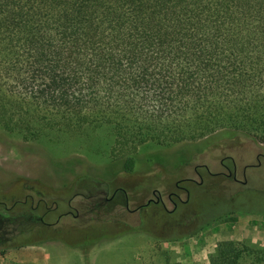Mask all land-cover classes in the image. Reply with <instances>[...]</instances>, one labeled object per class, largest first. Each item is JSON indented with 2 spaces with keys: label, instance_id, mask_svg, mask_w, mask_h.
Masks as SVG:
<instances>
[{
  "label": "trees",
  "instance_id": "16d2710c",
  "mask_svg": "<svg viewBox=\"0 0 264 264\" xmlns=\"http://www.w3.org/2000/svg\"><path fill=\"white\" fill-rule=\"evenodd\" d=\"M8 123L29 140L109 124L112 172L91 178L106 189L118 173L148 169L153 158L136 152L147 140L197 141L221 129L264 136V0H0V126ZM27 202L2 203L0 246L20 234L99 238L87 240L86 227L21 220L42 213ZM211 264H264V248L221 243Z\"/></svg>",
  "mask_w": 264,
  "mask_h": 264
},
{
  "label": "rangeland",
  "instance_id": "374dc122",
  "mask_svg": "<svg viewBox=\"0 0 264 264\" xmlns=\"http://www.w3.org/2000/svg\"><path fill=\"white\" fill-rule=\"evenodd\" d=\"M3 92L7 94L6 100L15 102V96ZM230 104L227 103L226 110L233 114V104ZM258 115L256 111L254 117ZM2 122L7 120L2 119ZM8 125L10 127L6 129L0 126V201L9 207L15 200L22 201L26 194L33 195L36 200L34 191L39 189L58 201L46 221L54 220L59 213L77 209L79 218L74 219L68 214L61 224L80 228L92 224L85 228L87 240L98 236L94 241L114 239L115 246L111 245L106 252L104 264H118L121 248L130 255L135 251L136 264H165L175 255V249L164 245L165 242L183 240L186 250L190 239L199 231L205 232L222 222L227 213L264 210V136L221 129L197 141L165 145L147 140L138 145L136 152L142 158H153L148 169L142 173H118L115 182L126 189L129 208L153 197L151 189L156 188L169 211L160 203H150L145 208L147 212H128L123 205L122 193H117L107 204V211L85 215L79 208L81 196L74 195L92 190L95 182L91 178L101 181L111 175L115 136L110 125L92 123L77 129H46L30 140L21 135V128L12 123ZM233 164L236 165V180L232 177ZM214 172L227 175L211 174ZM187 177L194 181L179 184L188 189V195L184 189L175 186L177 180ZM113 188V185L109 187V194ZM169 191L177 192L180 197L172 211V203L166 196ZM29 201L30 198L28 204ZM3 207L0 202V208ZM38 212H42V208ZM150 237L153 239L151 247L148 245ZM33 239L17 235L0 246V255L5 254L8 259L10 252L14 253L22 243ZM120 243L124 245L121 247ZM210 259L211 256L208 261Z\"/></svg>",
  "mask_w": 264,
  "mask_h": 264
},
{
  "label": "crops",
  "instance_id": "0c3cea01",
  "mask_svg": "<svg viewBox=\"0 0 264 264\" xmlns=\"http://www.w3.org/2000/svg\"><path fill=\"white\" fill-rule=\"evenodd\" d=\"M113 240L77 245L60 239H33L22 243L14 253L10 252L8 259L5 254H1L0 264H104L102 261H105L106 252L111 245L115 246L116 242ZM182 242L183 240L175 239L164 243L170 249H175L172 260L180 264H203L210 256V263H207L211 264L215 249L221 243L264 248V210L231 211L222 222L205 232L199 231L189 240L188 249L185 250ZM123 245L120 243L121 247ZM148 245L153 246L152 237ZM120 251L118 264H136L135 251L132 255L122 248Z\"/></svg>",
  "mask_w": 264,
  "mask_h": 264
},
{
  "label": "flooded vegetation",
  "instance_id": "af4514ba",
  "mask_svg": "<svg viewBox=\"0 0 264 264\" xmlns=\"http://www.w3.org/2000/svg\"><path fill=\"white\" fill-rule=\"evenodd\" d=\"M220 163L227 168V166L223 163V160H221ZM258 163H260V161H258ZM205 168L208 171V168L206 166H205ZM245 168H246V166L243 167V173L245 171ZM194 170L198 174L197 167H194ZM230 173L231 172L229 170L228 175H230ZM235 173H236V165L233 164V176L232 177H233V179L236 180ZM211 174H226V173H224V172H214V173H211ZM181 181H194V180L192 178L187 177V178H182L180 180H177L175 182V186L177 188L184 189L186 194L188 195V189L179 184ZM201 181H202V178L200 176V181H198V183H200ZM93 186H94V188L92 190L91 189L88 190L87 194L76 192V195H74V196H77V195L81 196L82 200H81L80 203H82V204H84V206H86V209L85 210L83 209V212H85L86 214L90 213L91 215H93V212H104V211H107V209L105 210V207H107V204L109 202H111L113 200V198H115L117 193H122V195H123V205H124L125 209L128 212H141L142 210H143L142 212H147V211H145V208L150 203H160L164 207L165 210L169 211L166 208V206H165V204L163 202V199H162V196H161V192L158 189H156V188H152L151 189V194H152L153 197H149V198H147L145 200V202L138 203L134 207L129 208V198H128V194H127V191H126L125 188L116 185V186H114L113 190L109 194L108 193L109 188L106 189L101 183L95 182V184H93ZM41 191L42 190H39V189H36L34 191L35 195L37 196L36 200H34L33 195L26 194L22 201H27L28 198H30L31 202L34 204L33 205V208H35L34 212H38L37 209H38L39 205H41V204L44 206L45 209L42 211L41 214H32V215H29V216H22L21 220H24V218L32 219V220H35L36 222L41 223L42 225H46L48 227L49 226L54 227V226H57V224L61 223L62 219L65 216H68V214L72 215V217L74 219L78 218L79 215H78V213H76V212H78V210L75 209V211L74 210H68L66 212L57 214L56 217L54 218V220H52V221H49V222L45 221L44 216L45 215L47 216L49 212L50 213L53 212L54 209L57 207V203L53 200L51 202L50 206L47 205L46 200L43 199V196H42L43 193ZM45 193H47V192H45ZM166 196H167V199L169 200V202L172 203L173 207L170 210V211H172L176 207L177 201L180 200V197L177 194V192H175V191H169L166 194ZM50 198H52V196ZM53 199H54V197H53ZM0 202L3 203V201H0ZM67 204L70 205V202L68 201ZM17 212H18V210H17ZM21 212H23V211H21ZM2 225H3V221L0 219V226H2ZM89 225H92V224H89ZM89 225H87V226H89ZM87 226H84V227H87ZM2 232L4 233L6 231L3 230ZM5 238H6V235L0 234V240H3Z\"/></svg>",
  "mask_w": 264,
  "mask_h": 264
}]
</instances>
